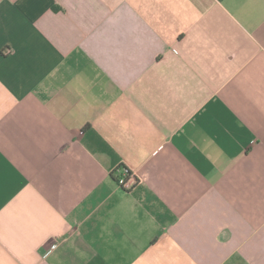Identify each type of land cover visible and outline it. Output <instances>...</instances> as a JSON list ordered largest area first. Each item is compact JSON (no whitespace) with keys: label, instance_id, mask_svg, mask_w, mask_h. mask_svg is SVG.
<instances>
[{"label":"crops","instance_id":"1","mask_svg":"<svg viewBox=\"0 0 264 264\" xmlns=\"http://www.w3.org/2000/svg\"><path fill=\"white\" fill-rule=\"evenodd\" d=\"M0 264H264V0H0Z\"/></svg>","mask_w":264,"mask_h":264},{"label":"built area","instance_id":"2","mask_svg":"<svg viewBox=\"0 0 264 264\" xmlns=\"http://www.w3.org/2000/svg\"><path fill=\"white\" fill-rule=\"evenodd\" d=\"M135 179L127 170H122L116 177V183L124 190H130L135 185ZM56 243H51L50 248L53 249Z\"/></svg>","mask_w":264,"mask_h":264}]
</instances>
